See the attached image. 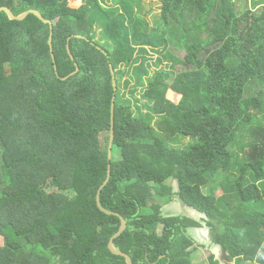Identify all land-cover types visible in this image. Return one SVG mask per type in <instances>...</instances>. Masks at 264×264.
<instances>
[{
    "label": "trees",
    "instance_id": "1",
    "mask_svg": "<svg viewBox=\"0 0 264 264\" xmlns=\"http://www.w3.org/2000/svg\"><path fill=\"white\" fill-rule=\"evenodd\" d=\"M161 2L152 25L143 0H0L51 22L55 55L49 24L0 14V264H127L97 206L109 164L101 203L133 264H193L203 226L164 216L174 199L226 263L264 264V0Z\"/></svg>",
    "mask_w": 264,
    "mask_h": 264
},
{
    "label": "rangeland",
    "instance_id": "2",
    "mask_svg": "<svg viewBox=\"0 0 264 264\" xmlns=\"http://www.w3.org/2000/svg\"><path fill=\"white\" fill-rule=\"evenodd\" d=\"M81 3H83V0H79V2L77 3L75 0H71V6L74 8H78L81 5ZM142 7H143L144 13L148 14V19L153 25L154 22L157 20L156 18L158 16L160 17L162 13L161 0H143ZM247 88H246V91H247ZM260 92H261V88L259 87V85H255L254 83L249 88V91L247 93L245 92V94H246V97H250V96L255 97L257 95H260ZM168 98L172 99L173 101H176V97L174 93L171 91L168 92ZM163 139H165L168 145L172 147L170 142L167 140L165 136H163ZM185 140L186 141L183 142V145H186L185 147H188L189 145L194 144L196 141L195 139H192V138H185ZM183 145L181 144V146ZM237 148L239 149V146ZM232 149L234 150L235 147H233ZM241 152L245 155L246 150L243 149V151ZM237 163L236 165H238ZM231 172L232 173L229 172L227 178L232 177L234 176V174H236L232 170ZM173 185L177 188L176 182ZM211 191H212V186L204 188L205 194H209L211 193ZM215 191H216V195H219L221 193L218 190H215ZM166 203L167 202L163 204V215L164 216H167V212L168 213L170 212L171 216H186V217L188 216V217L195 219L196 221H199L203 226V227H200L199 229L189 228L187 230L188 236H190L193 240H195V243H197V246H195L196 251L193 254V257H194L193 264H203V263L208 264L209 258L211 257V253L216 255L217 260H220L222 264H231V263L234 264L233 262L226 263L224 253L220 249H216V247L213 246L212 242H210L211 231H210V228L207 226V222L204 220L205 218L204 215L198 213L197 211L193 209L188 208L178 199H174L173 202L169 201L167 204ZM4 241H5L4 238L0 235V247L4 245Z\"/></svg>",
    "mask_w": 264,
    "mask_h": 264
},
{
    "label": "water",
    "instance_id": "3",
    "mask_svg": "<svg viewBox=\"0 0 264 264\" xmlns=\"http://www.w3.org/2000/svg\"><path fill=\"white\" fill-rule=\"evenodd\" d=\"M2 12L7 13V15L9 16L10 20L12 21H24L29 15L33 14L36 15L43 23L45 24H49L51 27V33H50V38H49V46H50V51H51V56H52V60L53 62H55V55H54V49H53V25L51 22H49L48 20H45L43 18V16L41 15L40 12L36 11V10H30L28 12L23 13L22 15L16 16L10 9L8 8H0V14ZM77 38H83L81 36H76ZM101 49V48H99ZM68 52L69 55L71 56L72 60H74V57L71 54L70 51V47L68 46ZM55 70H57V66L55 65ZM112 73L114 74L113 68L111 67ZM79 71V69H77V71L75 73H77ZM74 73V74H75ZM74 74H72L71 76H73ZM69 76V77H71ZM69 77L65 78L64 80H67ZM115 84V81H114ZM115 104L113 102L112 104V110L114 109ZM114 117L112 116V128H111V135H110V143H109V151H108V157L109 160L112 159V149H113V143H114ZM110 177H111V164H109V169H108V177L107 180L105 181L104 185L100 187L98 194H97V206L100 209L101 212L105 213L106 215H114L120 218L121 220V227L118 233H116V235H114V237L111 239L110 243H109V250L117 256L123 257L126 259L127 264H133L132 258L127 255L124 252L119 251L118 249L115 248L114 242L116 239H118L120 236H122V234L127 230L128 227V223L127 220L117 214V213H113L111 211H108L107 209H105L101 203V193L103 191V189L108 185L109 181H110Z\"/></svg>",
    "mask_w": 264,
    "mask_h": 264
},
{
    "label": "clouds",
    "instance_id": "4",
    "mask_svg": "<svg viewBox=\"0 0 264 264\" xmlns=\"http://www.w3.org/2000/svg\"><path fill=\"white\" fill-rule=\"evenodd\" d=\"M179 200V199H178ZM181 202V201H180ZM185 205V204H184Z\"/></svg>",
    "mask_w": 264,
    "mask_h": 264
},
{
    "label": "crops",
    "instance_id": "5",
    "mask_svg": "<svg viewBox=\"0 0 264 264\" xmlns=\"http://www.w3.org/2000/svg\"><path fill=\"white\" fill-rule=\"evenodd\" d=\"M167 212V211H166ZM196 245H197V243H196Z\"/></svg>",
    "mask_w": 264,
    "mask_h": 264
}]
</instances>
